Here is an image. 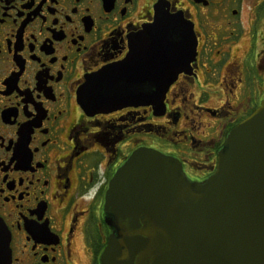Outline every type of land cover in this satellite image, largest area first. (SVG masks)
<instances>
[{
	"label": "flooded vegetation",
	"instance_id": "obj_1",
	"mask_svg": "<svg viewBox=\"0 0 264 264\" xmlns=\"http://www.w3.org/2000/svg\"><path fill=\"white\" fill-rule=\"evenodd\" d=\"M158 13L190 23L196 55L165 113L88 114L87 80L123 61ZM264 100V0H0V220L8 264H101L105 198L140 148L205 182Z\"/></svg>",
	"mask_w": 264,
	"mask_h": 264
},
{
	"label": "water",
	"instance_id": "obj_2",
	"mask_svg": "<svg viewBox=\"0 0 264 264\" xmlns=\"http://www.w3.org/2000/svg\"><path fill=\"white\" fill-rule=\"evenodd\" d=\"M196 48L190 23L158 13L123 61L87 80L79 104L88 114L150 106L162 116ZM105 213L114 233L101 264H264V100L231 131L203 183L177 159L137 149L112 179ZM9 245L0 220V264L9 263Z\"/></svg>",
	"mask_w": 264,
	"mask_h": 264
}]
</instances>
